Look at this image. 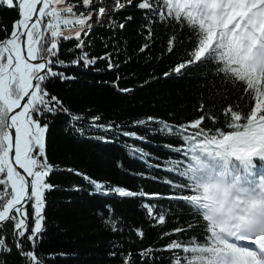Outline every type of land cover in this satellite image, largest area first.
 I'll use <instances>...</instances> for the list:
<instances>
[{"label":"snow or ice","instance_id":"6c2138e0","mask_svg":"<svg viewBox=\"0 0 264 264\" xmlns=\"http://www.w3.org/2000/svg\"><path fill=\"white\" fill-rule=\"evenodd\" d=\"M0 10L16 13L10 28H0V264H57L77 255L43 250L49 195L58 188L50 180L55 168L47 154L50 118L67 114L73 132L83 136L75 126L81 117L50 86L72 81L67 73L74 67L89 70L104 61L107 71L120 73L122 65L137 59L155 61L166 80L212 74L233 86L238 102L219 114L201 104L190 120L148 115L133 121L144 134L92 117L88 127L106 134L97 137L102 142L122 136L167 153L157 157L135 149L146 164L140 179L162 183L166 192L106 187L66 169L94 188L90 196L139 200L146 223L160 229L164 242L147 247L143 228L132 230L141 241L139 259L124 241H113L105 259L163 264L167 253V264H264V0H0ZM133 25L142 39L135 56L117 40ZM158 28L165 30L166 41ZM98 30L110 33L109 42L103 55L92 56ZM160 45L162 52L148 55ZM122 79L117 75L114 87L133 91L119 88ZM170 217L177 225L171 229ZM111 230L123 235L115 220Z\"/></svg>","mask_w":264,"mask_h":264},{"label":"trees","instance_id":"16d2710c","mask_svg":"<svg viewBox=\"0 0 264 264\" xmlns=\"http://www.w3.org/2000/svg\"><path fill=\"white\" fill-rule=\"evenodd\" d=\"M15 18V12L0 10V28H10ZM157 31L160 32V39L166 41L165 30L158 28ZM136 32V26L133 25L126 34L117 37V40L123 41L118 47L126 48L134 56L142 43ZM109 36L110 33L105 30L95 32L92 47L89 49L92 56L104 54L103 44L109 42L106 40ZM184 39L187 41V36ZM67 46L71 44L68 43ZM108 50L114 51L115 48ZM162 50L163 45H160L148 55L159 54ZM168 63L174 64L175 59L165 61V64ZM67 74L74 79L66 83L56 81L50 86V91L63 98L65 106L74 115L81 117L75 122V126L82 129L83 136L73 132L72 122L67 114L58 113L50 118L47 154L49 162L55 168L50 180L58 188L49 195L48 231L43 250L49 253L68 251L77 254L67 260H60L57 264H110L105 259L109 245L113 241H124L134 257L139 259L136 252L141 241L135 236L133 229L143 228L146 238L142 243L145 247L164 242L159 239L160 229H153L146 223L147 217L141 202L115 195L90 196L88 193L94 191V188L81 176L66 169L82 172L106 187L123 186L131 190L143 188L149 192H166L167 189L162 183L140 179L139 174L146 172V164L141 161L140 153L135 149L142 148L157 157H164L167 153L161 148L153 147L151 143L122 136L115 142H102L97 137L102 138L106 134L88 127L92 117L100 116L98 123L124 124L129 130L144 134L143 128L132 127L133 121L144 119L148 115L169 121L174 118L180 121L190 120L196 117V109L201 104L206 112L219 114L228 103L238 102V94L232 85L224 84L212 74H208L205 79L203 73L192 72L184 78L166 80L163 72L156 68L155 61L145 64L142 59L122 65L120 73L107 71L106 63L100 61L89 70L74 67ZM117 75L124 76L118 82L119 88H130L133 91L125 93L114 87ZM108 135L111 138V134ZM149 139L154 143L163 142L160 136H150ZM156 175L166 178L162 172H157ZM76 187L82 190L77 192L74 190ZM161 203L167 207L166 202ZM106 205H111V210ZM169 219L167 228L176 227L175 221L171 217ZM180 219L183 220L184 217ZM113 220L116 221L117 229H123V235L112 232ZM163 255V264H167L168 254Z\"/></svg>","mask_w":264,"mask_h":264}]
</instances>
